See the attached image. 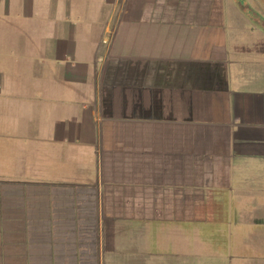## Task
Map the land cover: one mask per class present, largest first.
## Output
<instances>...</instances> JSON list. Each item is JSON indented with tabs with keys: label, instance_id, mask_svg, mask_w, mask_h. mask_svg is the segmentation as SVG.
<instances>
[{
	"label": "crops",
	"instance_id": "crops-1",
	"mask_svg": "<svg viewBox=\"0 0 264 264\" xmlns=\"http://www.w3.org/2000/svg\"><path fill=\"white\" fill-rule=\"evenodd\" d=\"M237 4L0 0V264H264V24Z\"/></svg>",
	"mask_w": 264,
	"mask_h": 264
},
{
	"label": "rangeland",
	"instance_id": "rangeland-1",
	"mask_svg": "<svg viewBox=\"0 0 264 264\" xmlns=\"http://www.w3.org/2000/svg\"><path fill=\"white\" fill-rule=\"evenodd\" d=\"M236 1V0H235ZM245 1V5H238V7L240 8H247L248 11L250 12H254V14L256 15V22H259V23H263L264 24V11H261L260 8H258L256 6V3H259L260 0H244ZM237 3V2H236ZM250 9V10H249ZM23 34L22 32H13V39H16V38H23Z\"/></svg>",
	"mask_w": 264,
	"mask_h": 264
}]
</instances>
